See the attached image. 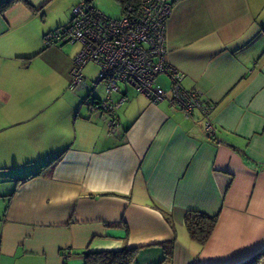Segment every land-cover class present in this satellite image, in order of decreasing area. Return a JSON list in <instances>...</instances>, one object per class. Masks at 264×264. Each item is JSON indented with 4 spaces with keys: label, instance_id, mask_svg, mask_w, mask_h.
Returning a JSON list of instances; mask_svg holds the SVG:
<instances>
[{
    "label": "crops",
    "instance_id": "1",
    "mask_svg": "<svg viewBox=\"0 0 264 264\" xmlns=\"http://www.w3.org/2000/svg\"><path fill=\"white\" fill-rule=\"evenodd\" d=\"M77 1L0 0V264H84L83 251L123 247L140 248L132 264H239L264 249V0H168L166 58L214 104L219 140L197 110L125 84L110 135L86 102L105 86L83 69L85 86L69 88L79 46L42 42ZM187 211L217 216L202 246Z\"/></svg>",
    "mask_w": 264,
    "mask_h": 264
},
{
    "label": "built area",
    "instance_id": "2",
    "mask_svg": "<svg viewBox=\"0 0 264 264\" xmlns=\"http://www.w3.org/2000/svg\"><path fill=\"white\" fill-rule=\"evenodd\" d=\"M170 10L168 0H141L133 15L113 18L88 0H79L71 9L69 22L46 32L42 42L46 47L79 45L69 70L72 90L85 86L83 69L88 63L99 66L95 84L105 86V97L87 98L86 102L90 112L104 117L110 135L120 128L117 111L125 95L119 92V86L125 84L153 103L167 100L186 116L197 110L206 135L219 140L211 120L214 104L202 98L199 90L184 89L182 74L166 58L165 26ZM160 74L168 76L169 89L157 83Z\"/></svg>",
    "mask_w": 264,
    "mask_h": 264
},
{
    "label": "trees",
    "instance_id": "3",
    "mask_svg": "<svg viewBox=\"0 0 264 264\" xmlns=\"http://www.w3.org/2000/svg\"><path fill=\"white\" fill-rule=\"evenodd\" d=\"M122 15H133L141 0H115ZM62 153L57 154L48 165L55 164ZM217 222V216H209L198 211H187L184 216V225L189 237L199 244L204 245L210 237ZM174 240L161 243L164 250V262L170 261L173 255ZM139 247H123L119 250L83 251L80 253L84 264H132L139 251ZM65 255V254H62ZM264 260V249L254 254L249 259L239 264H261ZM63 264H66L64 262ZM162 264V263H160Z\"/></svg>",
    "mask_w": 264,
    "mask_h": 264
},
{
    "label": "rangeland",
    "instance_id": "4",
    "mask_svg": "<svg viewBox=\"0 0 264 264\" xmlns=\"http://www.w3.org/2000/svg\"><path fill=\"white\" fill-rule=\"evenodd\" d=\"M79 1V0H78ZM77 1V3H78ZM91 4H93L97 9H99L102 13H104L105 15L109 16V17H119L121 15V10H120V6L119 4L115 1V0H88ZM78 44H64L61 47L64 48L66 50H69L70 52H75L78 49ZM84 71L86 73L87 79L88 81H90L89 79L97 77L99 72H100V68L99 66H97L94 63H88L85 67H84ZM123 86V85H121ZM83 88V87H82ZM99 89L103 88V86H98ZM81 88H78L77 90H79ZM72 90V89H70ZM74 91V90H72Z\"/></svg>",
    "mask_w": 264,
    "mask_h": 264
},
{
    "label": "water",
    "instance_id": "5",
    "mask_svg": "<svg viewBox=\"0 0 264 264\" xmlns=\"http://www.w3.org/2000/svg\"><path fill=\"white\" fill-rule=\"evenodd\" d=\"M91 98H94V97H91ZM96 99H99V98H96Z\"/></svg>",
    "mask_w": 264,
    "mask_h": 264
}]
</instances>
